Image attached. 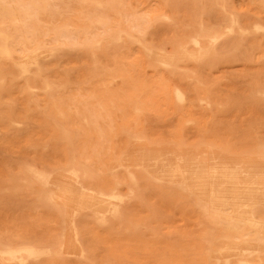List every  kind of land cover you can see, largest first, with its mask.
Segmentation results:
<instances>
[{
  "label": "bare ground",
  "instance_id": "bare-ground-1",
  "mask_svg": "<svg viewBox=\"0 0 264 264\" xmlns=\"http://www.w3.org/2000/svg\"><path fill=\"white\" fill-rule=\"evenodd\" d=\"M155 1L149 24L170 20L167 11L188 18L159 44L134 35L146 26L120 24L127 13L116 0L58 2L55 13L51 0H0V124L12 129L41 106L29 121L45 126L43 137L74 141L72 150L59 146L52 170H24L54 211L47 218L60 223V239H49L54 247L0 246V264H88L78 241L83 218L87 232L121 246L120 264H264V85L253 81L231 97L209 78L218 64L248 62L240 47L247 39L251 65L264 71V0H248L254 20L243 21L233 16L234 0ZM209 13L217 28L202 26ZM55 42L87 57L62 67ZM241 110L253 117L238 133L228 123ZM170 114L166 132L151 125ZM213 123L228 128L207 127ZM189 125H197L191 136ZM157 212L163 222L189 216L176 241L163 240L164 225L156 234L145 229ZM122 217L121 235L97 230Z\"/></svg>",
  "mask_w": 264,
  "mask_h": 264
},
{
  "label": "rangeland",
  "instance_id": "rangeland-1",
  "mask_svg": "<svg viewBox=\"0 0 264 264\" xmlns=\"http://www.w3.org/2000/svg\"><path fill=\"white\" fill-rule=\"evenodd\" d=\"M70 1L51 0L50 12L61 11L55 6L56 3L62 2V4H65ZM175 1L186 3L185 0ZM116 5L118 10L122 11L124 9L127 13V15L122 16L120 24L131 25L134 22L138 25L137 29L147 27L140 33H137L134 28L132 29L134 35L147 44H159L169 39L176 34V29L185 26L186 20H188L182 13L171 14L167 11L166 13L172 19L155 22L152 25L149 24L150 10L157 6L155 0H147L146 2H142L141 0H116ZM233 5L236 9L233 16L237 17L238 20L243 21L245 18L254 20L251 13L245 10L248 0H234ZM101 21L99 20V22ZM200 22L202 26L208 28H217L221 23L214 13L203 16ZM109 23L110 19H107L100 26L93 27L91 37L101 36L102 30L107 29ZM240 47L241 51H245L249 56L247 63L236 60L234 62L218 64L211 70L209 76L212 80H218L221 94L231 97H236L241 91L250 88L253 81L264 85V71H257L249 61L252 51L249 49L248 39L241 42ZM55 57L59 60V64L62 67L68 68L71 62L84 60L87 56L83 48L66 46L60 42H55ZM74 72H71V76L75 75ZM11 94L12 98L17 97L14 90ZM20 107V102L14 104V109L20 111ZM40 111L41 106H38L36 110L27 114L28 119L26 122L15 124L12 129L4 128L5 126L0 124V246L32 243L36 244V246L54 247V243L49 239H54L55 241L60 239L59 235L53 236L55 232L53 228L58 227L60 223L56 224L47 218V214L54 213V211L45 202L46 200L39 198L38 192L32 188L36 187L33 185V180L27 178L24 170L29 167L35 170H52L51 168L58 155L59 146L71 147L69 150H72L74 141L62 140L54 143L53 140L44 138L43 136L48 135L45 126H39L29 121L36 118ZM175 117V115L170 114L158 120H153L152 118L151 125L160 132H166L167 128L174 123ZM252 117L253 115L249 111H237L233 115V118L230 119L228 125L232 130L239 133ZM228 125L226 123H213L207 127H214L212 130L219 129L221 132H224L228 128ZM195 128H197V125H189L184 131L187 136H191ZM19 170H22V172H19ZM19 176H23L24 178L22 180L17 179ZM142 193L143 190L140 194L141 196ZM135 201L133 202H141L142 197ZM188 218V215L181 218L175 212L172 216L165 218L163 222L157 212V216L152 215L146 221L147 225L145 229L148 233L152 234H156L155 228L157 227H160L163 232L167 229V235H162L163 240L174 242L176 241L174 231L188 226ZM77 222H80L78 228H81L83 232L81 233V230H79L78 241L88 264H120L122 259L114 255L122 254L120 251L121 246L116 245L111 249L108 243L98 239L91 232H87L91 225V222L87 218L78 219ZM124 223L125 218L122 217L121 219H117L114 224L106 223L102 228L97 230L108 234V237L113 239L123 233L122 228ZM162 226L165 230L162 229ZM108 228H110L109 231L106 230ZM140 253L138 257L143 260L150 259L149 255ZM67 258L69 262L75 259L73 255ZM43 263L42 260L38 261V264Z\"/></svg>",
  "mask_w": 264,
  "mask_h": 264
}]
</instances>
